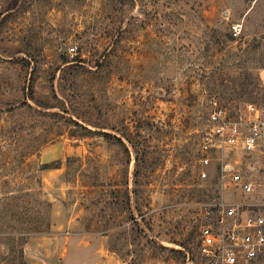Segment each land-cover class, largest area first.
I'll use <instances>...</instances> for the list:
<instances>
[{"label": "rangeland", "instance_id": "1", "mask_svg": "<svg viewBox=\"0 0 264 264\" xmlns=\"http://www.w3.org/2000/svg\"><path fill=\"white\" fill-rule=\"evenodd\" d=\"M213 102L264 105V0H0V264H184L217 205L262 210L240 151L252 194L199 176Z\"/></svg>", "mask_w": 264, "mask_h": 264}, {"label": "built area", "instance_id": "2", "mask_svg": "<svg viewBox=\"0 0 264 264\" xmlns=\"http://www.w3.org/2000/svg\"><path fill=\"white\" fill-rule=\"evenodd\" d=\"M231 31H240V25H231ZM75 49H68L69 54ZM208 123L199 143L200 178H206L207 169L217 161L243 195L252 194L254 181L225 165V158L231 151H240L255 160L256 171L264 180V105L250 103L232 113L213 102ZM184 264H264V208L217 205L215 214L201 227L195 249L184 252Z\"/></svg>", "mask_w": 264, "mask_h": 264}, {"label": "trees", "instance_id": "3", "mask_svg": "<svg viewBox=\"0 0 264 264\" xmlns=\"http://www.w3.org/2000/svg\"><path fill=\"white\" fill-rule=\"evenodd\" d=\"M101 136L107 141L113 140L115 143L122 144V142L119 138L111 136L110 134L101 133Z\"/></svg>", "mask_w": 264, "mask_h": 264}]
</instances>
